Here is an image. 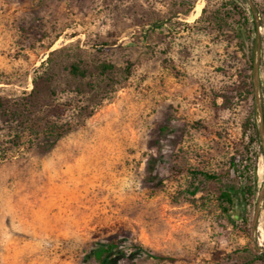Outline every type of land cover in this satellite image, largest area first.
<instances>
[{
  "label": "rangeland",
  "instance_id": "obj_1",
  "mask_svg": "<svg viewBox=\"0 0 264 264\" xmlns=\"http://www.w3.org/2000/svg\"><path fill=\"white\" fill-rule=\"evenodd\" d=\"M196 2L0 0V264H94L109 236L111 264H264V0H202L194 17ZM203 171L251 187V238Z\"/></svg>",
  "mask_w": 264,
  "mask_h": 264
},
{
  "label": "trees",
  "instance_id": "obj_2",
  "mask_svg": "<svg viewBox=\"0 0 264 264\" xmlns=\"http://www.w3.org/2000/svg\"><path fill=\"white\" fill-rule=\"evenodd\" d=\"M236 9V8H235ZM202 12H204L202 10ZM251 21L248 20V17L246 15H239V23L241 24V28L243 29L242 32L246 36L247 41H249V47L252 48L256 44V29L258 23L256 22L253 13L251 12ZM234 15H238V12H235ZM220 25V24H219ZM221 26V25H220ZM238 32H236L237 34ZM240 36V35H239ZM237 34V37H239ZM241 37V36H240ZM243 41V39H242ZM242 41H238V45L242 48ZM253 55H250L248 58L249 66L253 68ZM114 68V66L107 62H99L97 64V70L100 73H105L107 71H110ZM67 71L70 75L74 77H87L88 70L86 68L81 67L79 62L72 61L67 66ZM46 79L44 81H39L42 85V88L47 89L48 85L46 83ZM38 77L33 80V88L30 91L29 94H35V97L39 93L38 90H36L39 86ZM224 96V95H223ZM36 99V98H35ZM24 104V103H23ZM22 104V105H23ZM27 107H34V104L29 101L27 103ZM25 105V104H24ZM0 109H5V104L0 99ZM16 109V108H15ZM18 111V109H16ZM256 114L255 110L251 111L248 116L246 117V120L242 123V132L243 134L247 135L248 138V145L249 147L255 137L258 135L257 130L255 129V122L253 121V116ZM64 129L59 126H56L55 128H51L45 131V134L47 136H54L58 137L62 135L61 130ZM205 178L217 182L220 186V190L216 196V199L220 203L221 211L226 215V218L228 219L229 223L237 227L240 231H242L247 237L251 238L252 233V220L248 216V214H239L241 209H244V206L248 204V199L252 195V191L250 190L251 187L246 186L243 187L241 190H237L239 193L236 194V190L224 179H222L219 175L210 174L207 172H200ZM254 174V171L252 173ZM191 193H194V191H191ZM241 201V202H240ZM237 203L241 204V207H236ZM243 207V208H242ZM133 250L131 252H128L129 255H142L146 258L150 259H156V260H167V261H176L177 258L173 256H166L161 254H156L149 249L143 247L140 244L132 243ZM119 246V240L116 236H109L106 243H95L93 244L85 253L84 258L86 260H89L90 262L94 264H111L112 257L117 254ZM255 256L257 259L264 261V248H261L260 246L254 247Z\"/></svg>",
  "mask_w": 264,
  "mask_h": 264
},
{
  "label": "bare ground",
  "instance_id": "obj_3",
  "mask_svg": "<svg viewBox=\"0 0 264 264\" xmlns=\"http://www.w3.org/2000/svg\"><path fill=\"white\" fill-rule=\"evenodd\" d=\"M201 7H202V0H197V2L195 3V5H194V7H193V9H192V13H193V15H194V17L195 16H197L198 14H199V12H200V10H201ZM191 13V14H192ZM189 18V17H188ZM192 20V19H191ZM259 228V230L261 231V227L259 226L258 227ZM262 239V238H261Z\"/></svg>",
  "mask_w": 264,
  "mask_h": 264
},
{
  "label": "water",
  "instance_id": "obj_4",
  "mask_svg": "<svg viewBox=\"0 0 264 264\" xmlns=\"http://www.w3.org/2000/svg\"><path fill=\"white\" fill-rule=\"evenodd\" d=\"M254 227H255V224L253 223Z\"/></svg>",
  "mask_w": 264,
  "mask_h": 264
}]
</instances>
